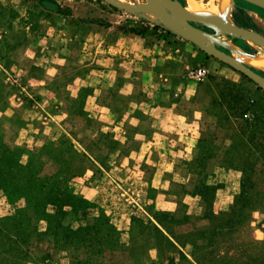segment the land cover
<instances>
[{"label": "rangeland", "instance_id": "obj_1", "mask_svg": "<svg viewBox=\"0 0 264 264\" xmlns=\"http://www.w3.org/2000/svg\"><path fill=\"white\" fill-rule=\"evenodd\" d=\"M112 1L0 0V153L18 154L22 183L60 179L87 201L65 224L92 222L80 247L55 246L26 198L0 187V217L20 219L0 223V264H264V89L151 14L148 0ZM220 1L173 0L184 11ZM231 5L232 23L264 35L257 5ZM216 43L236 58L264 53L250 38ZM227 83L240 113L218 104ZM244 120L263 137L251 141ZM204 185L208 215L195 195ZM101 214L117 233L93 221Z\"/></svg>", "mask_w": 264, "mask_h": 264}, {"label": "trees", "instance_id": "obj_2", "mask_svg": "<svg viewBox=\"0 0 264 264\" xmlns=\"http://www.w3.org/2000/svg\"><path fill=\"white\" fill-rule=\"evenodd\" d=\"M44 6H45L44 8L51 9V10L56 8L55 4L50 1H45ZM255 7L260 12L264 13L263 8H260L258 6H255ZM155 26H158V25L155 24ZM236 42L237 41H235V43ZM237 44L239 45V43ZM255 71L261 74L262 76H264L263 72L259 70H255ZM218 101L220 102L218 103L219 105H222V103H225L228 109H231L239 113L243 111L242 105H241V97L238 96V91L234 89L233 85H230L228 83L225 84L224 90L218 94ZM239 125H242L241 130L243 133L246 134V132H248V134H250L251 132V135H248L251 141H253V139L255 138L254 131L258 134H261V136L263 134L261 130H256L258 128L256 125H253L252 123L247 122L245 120L244 122H241ZM250 127L253 128V131L248 130ZM261 139L262 138H260V140ZM261 144H264V142H260V145ZM12 154L13 152H11V150L8 148L2 149L0 153V187L3 188V191L6 192L8 197H10L11 194L16 193L26 198L27 202L36 211V213L34 212L31 215H34L35 217L44 219L46 221L47 223L46 231L50 232L53 235L55 246L65 244L66 240H69L80 247V245H82V242L84 241V236H86L90 232V228H91L90 224L92 222L91 223L89 222V224L85 226L79 225L76 228H72L70 223H67V224L64 223V219L68 215H73V216L78 215V213H70L72 211H75L77 209L80 210L83 207H89L87 205V201L81 198L80 196L74 194L67 188L59 189L58 187H56V185L59 184L60 179H55L56 180L55 185L45 183L44 181H40L39 179H35L36 182L32 180L33 185H28V182L22 183L21 178L17 177V168H18L17 155L18 154L16 152L13 155ZM45 186H49L47 190H44ZM212 188L213 187L211 186L204 185L201 187H197L196 192H195V195H198L199 198H202V200L206 203L207 205L206 214L207 215L210 214L208 212L209 207L211 205L210 199H209V192L211 191ZM47 204L52 205L53 208H55L54 212L47 211V206H46ZM8 219L14 220L15 223H19L20 221V219H18L16 216H13L11 218L10 217H5V218L0 217V223L4 224V221ZM131 219L133 222L140 221V223L137 224V226L138 225L144 226L145 228L150 229L156 237L163 239L170 245L172 244L168 236H166L162 232L161 229H159L155 224H153L149 218L147 219L146 223H144L143 222L144 219L140 217H133ZM93 221H98L102 224L104 223L107 225V227L105 228L107 232L106 233L107 236L108 235L110 236V232L117 233V230L109 222L105 214H101L97 217H94ZM168 233L171 234L170 232ZM41 234L43 233L39 232L38 236H41ZM178 252L179 254L182 255L180 251ZM25 254L27 253L25 252ZM197 262L198 264H200L198 260ZM83 263L84 262L80 260L75 262V264H83ZM71 264H74V261H71Z\"/></svg>", "mask_w": 264, "mask_h": 264}, {"label": "bare ground", "instance_id": "obj_3", "mask_svg": "<svg viewBox=\"0 0 264 264\" xmlns=\"http://www.w3.org/2000/svg\"><path fill=\"white\" fill-rule=\"evenodd\" d=\"M256 3H260L259 0H251ZM180 6L175 4L173 0H148L145 6V9H147L151 14L157 16L160 20H162L165 24L168 26L180 31L183 35L188 36L189 38L195 40V41H200V42H208L210 38L213 39V41L216 43L218 41V36L223 35L222 32L224 31L223 25L225 23H232L231 22V0H221L218 6L217 11H214L212 9H207L204 6L200 4H195L193 5V11L191 12L190 18H196V19H201L204 22H206L208 25L212 26L214 29H216V33L213 35H208L206 31L201 30H189L186 31L180 24H178L174 16L172 15L175 12H181L183 16L187 19L190 20L189 18L186 17V14L184 11L179 9ZM140 9L141 7H137ZM216 9V8H215ZM253 39V38H250ZM256 41L261 42L260 40L253 39ZM262 45H264V42H261ZM235 46L234 44H232ZM238 51V58L234 57L231 55L233 58L238 60L239 62H242L248 66L251 67V65L255 68H260L264 70V53L261 55H252V54H247L248 52H244L241 50ZM252 67V68H253ZM256 69V68H255Z\"/></svg>", "mask_w": 264, "mask_h": 264}, {"label": "water", "instance_id": "obj_4", "mask_svg": "<svg viewBox=\"0 0 264 264\" xmlns=\"http://www.w3.org/2000/svg\"><path fill=\"white\" fill-rule=\"evenodd\" d=\"M106 1L109 2L110 4L114 5V6H119L117 3H115L112 0H106ZM245 1L251 2V3H253L259 7H262L264 9V0H259L260 3L253 2L251 0H245ZM128 9H130V8H128ZM172 15L174 16L175 21L178 24H180L186 31L197 30V29L198 30L200 29L199 31L203 30L201 28H197V26H195L192 23H199V24H202V25L212 29V27L210 25H208L206 22H204L201 19L193 18V19L187 20L183 16V14L179 11L173 13ZM223 29H224V31L222 32V34L226 35L227 37L242 38V39L253 38V39L260 40L261 42H264V35H262L261 33H258L256 31H253V30L248 29V28L240 27L234 23H225L223 25ZM172 31H174V30H172ZM174 32H176V31H174ZM206 32L208 35H213L216 33L215 31H212V32L206 31ZM176 33H178V32H176ZM178 34L183 36L184 38H186L190 42L194 43L197 47H199L201 50L205 51L209 55L217 58L218 60L224 62L225 64H227V65L231 66L232 68H234L235 70L239 71L240 73H242L243 75H245L249 79L253 80L260 87H262L264 89V76H262L261 74H259L255 71L258 69L252 68V67H250V66H248L242 62H239L238 60L233 58L229 53L219 49L218 43H215L212 38H210L208 42H200V41H195L186 35H182L180 33H178Z\"/></svg>", "mask_w": 264, "mask_h": 264}, {"label": "built area", "instance_id": "obj_5", "mask_svg": "<svg viewBox=\"0 0 264 264\" xmlns=\"http://www.w3.org/2000/svg\"><path fill=\"white\" fill-rule=\"evenodd\" d=\"M193 74L197 78H202L207 74V69L203 66H199L193 70Z\"/></svg>", "mask_w": 264, "mask_h": 264}, {"label": "crops", "instance_id": "obj_6", "mask_svg": "<svg viewBox=\"0 0 264 264\" xmlns=\"http://www.w3.org/2000/svg\"><path fill=\"white\" fill-rule=\"evenodd\" d=\"M232 9H233V6H232ZM193 10H191V11H188V13H190V12H192Z\"/></svg>", "mask_w": 264, "mask_h": 264}]
</instances>
